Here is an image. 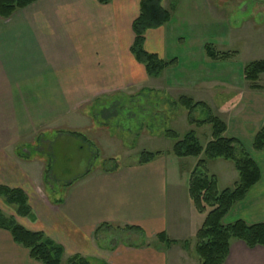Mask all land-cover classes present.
<instances>
[{"label":"crops","instance_id":"0c3cea01","mask_svg":"<svg viewBox=\"0 0 264 264\" xmlns=\"http://www.w3.org/2000/svg\"><path fill=\"white\" fill-rule=\"evenodd\" d=\"M142 1L112 0L102 5L97 0H39L8 19L0 17V186L26 194L32 217L16 220L61 245L63 263L78 255L107 264H189L187 252L191 247L196 252V234L206 214L197 212L189 196L191 174L183 180L176 166V159L188 158L167 153L147 164H138V158L126 165L113 158V169L92 171L69 183L62 197L50 199L44 190L48 179L43 153L37 151L44 158L19 154L22 147L24 152L35 149L43 132L78 140L91 131L86 127L98 117L93 108L100 101L129 91L161 90L171 100L186 96L205 104L215 116L214 109L220 111L227 136L239 142L261 175L223 223L264 222V150H253L254 138L264 125L261 78V90L249 89L244 70L233 62L236 58L211 61L205 48L212 44L198 38L196 31L189 37L175 34L178 21L193 29L194 21L187 17L209 16L207 0H193L192 12H183L186 0L171 8L166 6L171 0H162L171 20L145 32L144 49L175 63L159 77H149L131 52L133 23ZM208 18L195 29L206 26ZM209 25L224 35L223 22L216 18ZM151 80L156 84H149ZM228 163H208L209 175L223 166L229 181L238 180L234 164ZM114 231L142 234L148 241L139 247L108 243L107 235ZM100 233L105 235L102 246L97 240ZM154 240L158 246L153 249L149 242ZM0 264L40 263L0 229ZM225 264H264V247L251 249L234 240Z\"/></svg>","mask_w":264,"mask_h":264},{"label":"rangeland","instance_id":"374dc122","mask_svg":"<svg viewBox=\"0 0 264 264\" xmlns=\"http://www.w3.org/2000/svg\"><path fill=\"white\" fill-rule=\"evenodd\" d=\"M192 2L193 0H186L182 7L183 12H192ZM172 4L177 5L173 0L166 2L168 8H171ZM207 5L209 7H206L205 10L209 13V18L206 17L208 18L206 26L202 25L201 28L195 29L197 23L206 20L203 14L194 18L187 17L185 20L194 21L193 29H189L187 22L178 21L175 34L189 37L192 32L196 31L198 38L207 44H212L217 51L236 52L237 57L233 62L241 66V70H244L246 65L254 61L264 60V42L259 40L264 38V0H207ZM216 18L223 22L224 35H220L219 31L209 25ZM228 30L231 32L230 36L227 34ZM151 82L156 84L155 80H151L149 84ZM261 83L264 85V75L261 77ZM98 104L93 108L94 115H98V117H95L96 120L93 123L90 122L89 127H86L91 131L88 134L82 133L78 140L77 138H61L58 135L43 132L34 144V146L37 145L35 149H27L24 152L22 147L19 151V154L22 152L24 155L45 157L44 160L46 167L49 166L50 176L44 190L50 199L62 197L69 183L77 181L92 171L113 169L115 167L112 162L113 158H119V162L126 165L136 161L143 152L160 153V155L172 153L174 143L165 138L166 130H174L183 137L193 129L196 131L203 148L211 139L210 127L197 129V127L192 126L193 128H190L187 118L188 112L184 108H180L179 105L173 106L171 98L167 97L165 92L161 90L156 91L149 88L147 92L134 90L115 94ZM214 111L218 118L223 117L220 111L216 109ZM205 117L206 114L203 110L194 114L196 120H202ZM92 138L95 143L91 141ZM44 142L50 143L48 146H44ZM37 151L43 153L44 157ZM201 159H205L204 154L196 159H176V166H180V174L183 180L189 177ZM228 164L233 166L231 162ZM184 166L186 167L184 168ZM227 172L229 171L225 170L223 166H217L211 170V176H216L219 181L218 188L220 191L233 188L238 181L237 179H230L229 181L226 177ZM230 172L233 174L232 167H230ZM228 174L232 176L231 173ZM0 208L5 217L14 219L18 223L15 217L17 219L21 217L17 216L14 207L6 206L0 199ZM104 236L103 233H100L97 237L101 246L105 241ZM107 238L108 243L113 242V244L118 243L119 245L130 243L137 247L142 245L141 243L146 244L148 241L146 236L142 234H127L120 231L108 234ZM149 243L153 249L158 246L155 240ZM191 249L187 252L190 258L189 264L193 262V264H198L197 254ZM89 263L107 264L102 260H89Z\"/></svg>","mask_w":264,"mask_h":264},{"label":"trees","instance_id":"16d2710c","mask_svg":"<svg viewBox=\"0 0 264 264\" xmlns=\"http://www.w3.org/2000/svg\"><path fill=\"white\" fill-rule=\"evenodd\" d=\"M39 0H0V17L8 19L19 10ZM102 5L112 0H97ZM181 0H175L176 4ZM171 20V13L162 7V0H144L140 5V16L133 23L135 41L131 52L137 62L144 65L149 77L157 78L163 71L174 65V61L159 60L156 55L149 54L144 49L145 32L157 29ZM206 55L211 61H229L237 57L236 52H219L213 45H207ZM264 74V60L254 61L244 68V80L251 90H261L259 85ZM173 106L179 105L188 112L190 126L202 128L211 127V139L203 148L194 132L190 130L181 137L174 130H166L165 138L173 141L172 154L177 158H200L195 165L189 179V196L200 214H206L205 220L196 234V254L199 264H225L230 244L234 240L244 242L247 247H264V222L248 225L238 221L225 225L223 220L235 204L242 201L248 192L256 186L261 179L260 171L250 155L239 142L227 136L225 123L215 116L211 109L202 103L194 102L187 97H180L177 101L171 100ZM201 108L206 114L202 120L194 118L196 109ZM70 135H75L70 133ZM253 150H264V125L257 132ZM160 153L143 152L139 156L138 164H147L153 161ZM217 160L232 162L238 172V181L233 188L219 191L215 176L207 170V164ZM49 166L45 168V177L49 179ZM88 175V174H87ZM86 176V175H85ZM0 199L9 207H14L17 216L31 219L32 211L26 194L19 189H9L0 186ZM0 229L8 231L13 241L29 251L32 260L40 264H90L86 258L72 256L63 263L64 248L49 239L41 232H31L14 221L7 218L0 211Z\"/></svg>","mask_w":264,"mask_h":264},{"label":"flooded vegetation","instance_id":"af4514ba","mask_svg":"<svg viewBox=\"0 0 264 264\" xmlns=\"http://www.w3.org/2000/svg\"><path fill=\"white\" fill-rule=\"evenodd\" d=\"M250 1H252V0H250Z\"/></svg>","mask_w":264,"mask_h":264}]
</instances>
